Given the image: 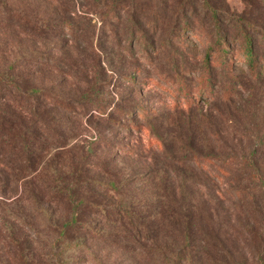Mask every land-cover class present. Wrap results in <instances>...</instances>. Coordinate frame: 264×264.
Returning <instances> with one entry per match:
<instances>
[{
  "label": "rangeland",
  "instance_id": "rangeland-1",
  "mask_svg": "<svg viewBox=\"0 0 264 264\" xmlns=\"http://www.w3.org/2000/svg\"><path fill=\"white\" fill-rule=\"evenodd\" d=\"M18 13L52 31L37 35ZM220 45L225 62L209 53ZM0 73L14 82L0 81L7 128L39 134L35 101L8 95L24 85L53 90L77 113L36 104L63 135L29 147L30 164L6 161V144L25 149L0 126V264H51L57 225L73 211L63 184L84 205H127L154 230L134 240L87 211L94 229L69 233L85 241L65 254L70 264H264V0H0ZM87 90L109 120L78 113ZM129 121L138 129H124ZM163 193L197 205L191 245L183 220L150 217Z\"/></svg>",
  "mask_w": 264,
  "mask_h": 264
},
{
  "label": "trees",
  "instance_id": "trees-1",
  "mask_svg": "<svg viewBox=\"0 0 264 264\" xmlns=\"http://www.w3.org/2000/svg\"><path fill=\"white\" fill-rule=\"evenodd\" d=\"M55 2H58L59 0H53ZM74 2V1H73ZM115 5V4H114ZM114 5H111L110 10L112 13H114ZM115 15V14H114ZM133 17V13L130 16V19ZM18 21L22 22V25H25L28 27L31 31L36 33L40 36L47 35L52 29L46 25L43 22L37 21L33 19L32 17L26 15V14H17ZM65 28L66 31H68L71 35V37L74 40L80 39V34L78 31L74 29V25L70 21H65ZM227 47L225 46H219L217 48L210 47L209 53H213V57H216V60L219 57V55L222 57L223 62L226 61V58H223V56H226L227 54ZM246 60L249 65L255 66L254 56L252 54V50L248 49ZM211 61V60H210ZM215 61V59H214ZM0 81L4 83V81L13 84L14 82H11L12 79H9L6 77L4 73H0ZM17 85V84H16ZM17 87H19L17 85ZM211 87L209 84H207V87H203L200 92H204L205 89H209ZM175 92V91H174ZM96 92H90L87 90L84 95H82V98H84V103H88L89 107L85 109L84 111H79L78 113L85 115L87 117H90V115L94 112L93 109L96 110V113L99 117H104L106 120L108 119V114L105 112V108L102 106H95V108H91L90 104L96 105L95 100L93 99ZM14 101L20 102V100L23 101H35L34 106L32 107V113L37 116V123H39L38 129L39 134L33 135L31 138L28 136V132L26 131H20L15 132L14 127L9 125L7 128L4 126V124H0L2 132L10 138L17 137L21 141H23V147L25 149L23 155L20 154L21 152H17L15 154V146L9 147L8 144H6V152L8 153L6 156V161L10 162L11 157L10 155L14 154V160H16V163L23 164L26 160L30 164V159L28 158L32 154V150L29 149V147L33 146L35 148L41 149L44 146V143L46 140L48 141H55L57 139H60V137L63 135V132L61 129L57 128L56 126H53L55 124L54 118L46 119L43 114L39 111L38 105H36L39 101H46L50 103L53 107L59 108L63 111L70 112V113H76V108L71 103V101L67 98H64L61 95H58L53 92V90L48 88H43L39 86H27L24 85L23 87H19L16 90L10 91L8 94ZM182 96L183 101H186L189 105H192L194 102V99L192 96L188 94V91H186V87L178 88L177 90V96ZM180 101V98L178 99ZM90 108V109H88ZM81 110V109H80ZM123 114L131 115L130 112H123ZM113 122V121H112ZM5 123V122H2ZM114 123H117V121H114ZM124 129H127L128 131H134L138 129V127L135 125V122H128V125L122 126ZM41 132V134H40ZM37 135V136H36ZM10 138V139H11ZM15 139V138H14ZM43 139V140H41ZM16 141V140H15ZM17 144V142H15ZM9 147V148H8ZM22 149L19 148V150ZM14 150V151H13ZM18 151V150H17ZM25 157V158H24ZM197 161L199 158L195 159ZM74 189H70V187L66 184L58 186L57 192L63 196H67L72 204L73 211H71V216L69 219L64 220L62 223H59L57 225V238L53 245L54 253L51 258V264H70V258L66 257L65 254L69 252L70 250L78 251L77 249H81V247L85 246V241L82 238V235L79 233L78 236L74 238V236L69 237V233L71 232H80L82 230H85V232H88V230L92 231L94 228L87 222L83 220V217L87 211H91L92 214H96L100 217H102L108 224L115 227L116 231L120 233L124 237H132L134 240L142 239V240H148L150 238V232L154 231L153 229L150 230L147 226L140 223V220H137L138 218H134L132 214L128 212L127 205L124 206L122 211L120 212L119 209H114L111 206H106L100 203H93L91 205L86 204L84 205V202L77 201L75 192H73ZM167 193V192H165ZM176 196V195H175ZM158 199H160L158 201ZM182 199H184V194H182ZM170 203V204H169ZM178 203V200L176 198H171L168 195H165L164 193L159 195L157 197L156 205H154V212L150 216L154 220L160 219V216L165 211V216L173 217L176 220H183L185 227H184V239H185V245L189 246L191 245V242L193 240L192 233L195 227V220H199V214H197L198 208H196L191 203V205H176ZM176 206V207H175ZM92 208V209H88ZM163 208V210H162ZM88 209V210H87ZM161 211L163 212H160ZM168 213L166 214V212ZM164 219V216H162L161 220ZM165 220V219H164ZM81 251V250H80ZM26 250L23 249L22 256L25 259Z\"/></svg>",
  "mask_w": 264,
  "mask_h": 264
}]
</instances>
